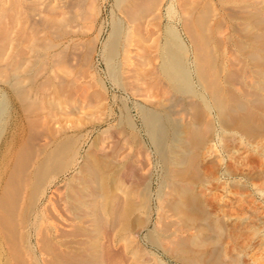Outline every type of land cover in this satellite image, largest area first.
I'll list each match as a JSON object with an SVG mask.
<instances>
[{"label":"bare ground","instance_id":"1","mask_svg":"<svg viewBox=\"0 0 264 264\" xmlns=\"http://www.w3.org/2000/svg\"><path fill=\"white\" fill-rule=\"evenodd\" d=\"M169 4L189 54L173 29L166 35ZM99 13L97 0H0V82L11 87L26 125L0 190V220L15 228L31 264L151 260L136 245L140 231L125 225L142 183L128 142L135 134L109 128L87 148L84 136L63 137L61 125L72 116L105 105L97 57L108 63L119 89L179 123L189 121L194 105L189 73L201 83L212 77L210 90L229 116L254 112L252 102L264 101V68L257 62L264 0H115L105 40ZM159 119L149 118L158 143L164 138ZM101 162L106 177L113 176L103 190L94 172ZM15 243L18 259L21 246Z\"/></svg>","mask_w":264,"mask_h":264},{"label":"rangeland","instance_id":"2","mask_svg":"<svg viewBox=\"0 0 264 264\" xmlns=\"http://www.w3.org/2000/svg\"><path fill=\"white\" fill-rule=\"evenodd\" d=\"M114 2L97 0L98 23L106 32L104 40L115 20ZM164 15L166 32L173 29L189 54L181 27L172 23V5L166 7ZM258 42L263 51L257 62L264 68V38ZM95 69L99 81L105 82V105L103 109L72 116L66 125H61L63 137L84 136L87 148L109 128L120 126L126 135L135 134L128 142L134 170L142 183L135 189L133 210L125 225L134 234L140 231L136 245L151 259L148 264H264V101L252 102L254 112L246 109L229 116L215 101L212 77L208 74L203 84L196 73H189L194 105L189 121L179 123L163 108L119 89L103 58L97 57ZM16 101L9 84L0 82L1 191L14 151L26 134ZM151 115L160 118L164 138L159 143L151 132ZM179 141L183 145L177 146ZM94 172L101 190L113 184V176L106 177L103 162L95 165ZM2 220L0 264H31L22 252L21 238H14L15 228L5 226ZM3 225L7 227L5 232ZM166 239V247H161ZM13 242L16 246L20 242L22 248L18 259L11 249ZM121 245L122 242L115 248Z\"/></svg>","mask_w":264,"mask_h":264}]
</instances>
